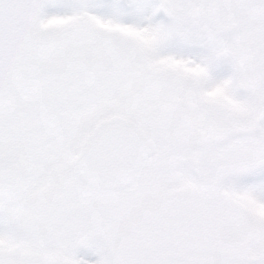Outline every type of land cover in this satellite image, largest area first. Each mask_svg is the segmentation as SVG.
<instances>
[{"label":"snow or ice","instance_id":"obj_1","mask_svg":"<svg viewBox=\"0 0 264 264\" xmlns=\"http://www.w3.org/2000/svg\"><path fill=\"white\" fill-rule=\"evenodd\" d=\"M0 264H264V0H0Z\"/></svg>","mask_w":264,"mask_h":264}]
</instances>
